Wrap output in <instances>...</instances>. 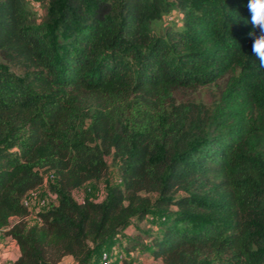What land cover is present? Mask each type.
<instances>
[{
  "label": "trees",
  "instance_id": "obj_1",
  "mask_svg": "<svg viewBox=\"0 0 264 264\" xmlns=\"http://www.w3.org/2000/svg\"><path fill=\"white\" fill-rule=\"evenodd\" d=\"M32 1L45 7L40 25L26 0H0V231L19 250L13 264H91L152 214L159 224L126 252L264 264V68L248 0ZM223 78L211 108L173 104L174 91ZM107 159L120 184L99 202L74 201L107 176ZM48 172L57 198L28 227L23 198Z\"/></svg>",
  "mask_w": 264,
  "mask_h": 264
},
{
  "label": "rangeland",
  "instance_id": "obj_2",
  "mask_svg": "<svg viewBox=\"0 0 264 264\" xmlns=\"http://www.w3.org/2000/svg\"><path fill=\"white\" fill-rule=\"evenodd\" d=\"M26 8L30 14L29 19L35 25H40L45 16V7L38 6L32 0H26ZM176 23L170 24L175 25L177 28L181 27L179 23V15L176 13ZM166 20L161 22H154L152 24V29L154 35L162 34L163 29L168 23ZM7 70L17 76L20 79L25 77V72L17 65L9 64L7 61H1ZM227 79L223 78L217 82V84L199 87L197 89H178L174 91L173 94V104L183 105V104H199L205 108H211L219 99V95L223 90ZM109 165L107 176L99 182H89L83 185L78 190L72 191L71 196L74 201L81 202L85 199L91 200L93 202L101 201L106 193L108 187L114 185H119L120 180L118 178L117 166L113 165L109 159H107ZM38 198L41 200L57 198L48 188L38 189ZM35 204L38 206V201L32 203L31 210L35 208ZM30 210V211H31ZM32 210V211H33ZM174 210V209H171ZM15 221V220H13ZM28 227H40L41 223L32 218L26 219ZM160 220L156 217V214L149 215L142 222H133L128 228L122 231L121 235L117 237L114 241L107 240L100 249H109L114 251L116 255L125 256L128 262H134L136 264H162L159 261H153L146 254H141L140 251L126 252L125 248L129 240L134 238L136 234H140L142 231H152L154 226L158 225ZM99 250V249H98ZM98 250H94L91 258V263L95 262L96 254ZM19 250L16 244L9 238H6L0 231V263L1 264H13V262L19 256ZM50 254V253H49ZM60 264H74L70 258H63Z\"/></svg>",
  "mask_w": 264,
  "mask_h": 264
},
{
  "label": "built area",
  "instance_id": "obj_3",
  "mask_svg": "<svg viewBox=\"0 0 264 264\" xmlns=\"http://www.w3.org/2000/svg\"><path fill=\"white\" fill-rule=\"evenodd\" d=\"M168 23H172L174 22V16L170 15L168 17H166L165 19ZM57 178L56 176L52 173V172H48L46 174H44V183L42 186L38 187L37 189L29 192L24 198H23V204L29 209L31 210L32 208V203H34V201H38V206L35 204V208L34 210L30 211L31 214L25 218H32L33 220H37L38 222L41 223V219L38 218L36 216V212H41L43 210H45L48 205H49V198L46 200H41L40 198H38V192H39V188H43L46 189L48 184H53L54 182H56ZM126 259V260H125ZM91 264H136L134 262H128L127 258L125 256H121V255H116L114 253V251H110L109 249H102L96 258V261L91 263Z\"/></svg>",
  "mask_w": 264,
  "mask_h": 264
},
{
  "label": "clouds",
  "instance_id": "obj_4",
  "mask_svg": "<svg viewBox=\"0 0 264 264\" xmlns=\"http://www.w3.org/2000/svg\"><path fill=\"white\" fill-rule=\"evenodd\" d=\"M247 7L251 14L248 36L252 39V56L264 68V0H248Z\"/></svg>",
  "mask_w": 264,
  "mask_h": 264
}]
</instances>
